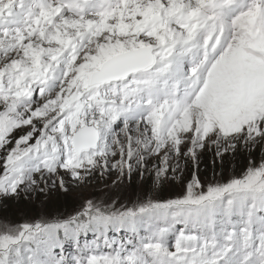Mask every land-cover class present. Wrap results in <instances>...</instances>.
Listing matches in <instances>:
<instances>
[{
  "label": "snow or ice",
  "instance_id": "obj_1",
  "mask_svg": "<svg viewBox=\"0 0 264 264\" xmlns=\"http://www.w3.org/2000/svg\"><path fill=\"white\" fill-rule=\"evenodd\" d=\"M0 264H264V0H0Z\"/></svg>",
  "mask_w": 264,
  "mask_h": 264
},
{
  "label": "rangeland",
  "instance_id": "obj_2",
  "mask_svg": "<svg viewBox=\"0 0 264 264\" xmlns=\"http://www.w3.org/2000/svg\"><path fill=\"white\" fill-rule=\"evenodd\" d=\"M204 162L200 165V171L202 173V179H212L213 178V166L211 163V155L209 154L207 159L202 157ZM237 161V162H236ZM236 162V163H235ZM245 163L244 159L232 160L227 162V167L225 169V175L232 176L240 170V167ZM217 172H220L221 169L217 168ZM219 177H217L218 179ZM141 186L140 182L134 181L130 186L125 182L124 185L117 188L112 185L110 179H96L93 180L88 186L84 189H76L69 197H61L59 201L52 202L46 205L47 211L51 212L52 215L66 214L71 211L75 206H78V201L83 198L92 199L97 202L118 200L122 203H128L129 201H134L141 196ZM167 195V193H165ZM23 204L20 205V208L23 209ZM23 211H16V206L10 210L9 215H14V218L19 219L23 216ZM32 213L29 212V215ZM90 238V237H89ZM71 252L69 245H65V254Z\"/></svg>",
  "mask_w": 264,
  "mask_h": 264
},
{
  "label": "trees",
  "instance_id": "obj_3",
  "mask_svg": "<svg viewBox=\"0 0 264 264\" xmlns=\"http://www.w3.org/2000/svg\"><path fill=\"white\" fill-rule=\"evenodd\" d=\"M239 159H240V160H243V158H239ZM236 162H237V161H236ZM236 162H235V163H236Z\"/></svg>",
  "mask_w": 264,
  "mask_h": 264
}]
</instances>
